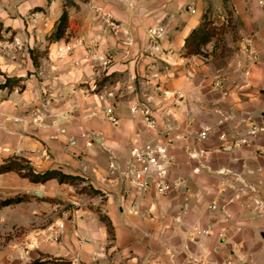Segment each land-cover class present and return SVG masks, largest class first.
<instances>
[{"label": "crops", "instance_id": "obj_1", "mask_svg": "<svg viewBox=\"0 0 264 264\" xmlns=\"http://www.w3.org/2000/svg\"><path fill=\"white\" fill-rule=\"evenodd\" d=\"M73 2L71 30L85 37L84 46L62 63L60 42L48 43L41 80L21 81L22 94L0 89V166L17 161L35 173L59 170L83 181L35 184L15 171L0 174V204L28 199L0 207V264H264V136L235 144L251 122L264 121V6L259 0H10L0 19L49 4L50 32ZM205 22L220 33L205 55L187 57V37ZM157 23L167 31L162 47L174 52L167 61L151 56L148 30ZM17 24L6 26L20 34L33 29ZM246 43L258 56L246 62L249 75L238 65L247 59ZM217 77L224 80L219 89L212 87ZM94 84L97 94L86 97ZM139 104L149 105L159 129L168 127L176 138L170 179L181 186L164 197L138 198L112 174V164L125 166L132 147L153 137L132 113ZM111 106L116 124L107 115ZM49 216L35 233L34 223Z\"/></svg>", "mask_w": 264, "mask_h": 264}, {"label": "built area", "instance_id": "obj_2", "mask_svg": "<svg viewBox=\"0 0 264 264\" xmlns=\"http://www.w3.org/2000/svg\"><path fill=\"white\" fill-rule=\"evenodd\" d=\"M259 4L264 6V0H259ZM192 14L196 13L194 8H189ZM107 22L111 25L113 30H117L115 21L110 16L106 18ZM166 28L162 23H157L148 30L149 48L155 57L167 61L164 57L171 56L174 52L165 50L162 47V42L166 36ZM130 44V41H129ZM247 44V43H246ZM84 46V40L81 38H71L66 40L62 45L58 47V53L61 58H66L74 55L76 50ZM88 50V49H87ZM242 55L247 59H239L238 65L245 70V74L249 75V68L246 66V62H255L258 60V56L249 44L245 45L242 50ZM202 56V55H200ZM198 56H193L196 58ZM102 61L107 64V59L102 57ZM198 65H194L189 69V75L196 73ZM224 80L221 77H217L212 82V87L215 89L222 88ZM18 92V91H17ZM98 86L94 84L87 93L97 94ZM113 93L107 94V98H114ZM101 100H105L104 96L100 97ZM148 102H150L148 100ZM179 103H176V106ZM114 108L111 106L107 109V115L109 120L113 123H117V118L113 112ZM132 113H139L142 117L144 126L153 132V137L149 141L134 145L131 149V158L125 166L114 163L111 165L112 174L117 182V185H124L126 189L132 188L138 198H145L148 195H153L155 198L164 197L171 193L178 191L181 183L179 181H173L170 179L172 172L174 158L169 153V147L175 142L176 138L172 135V131L166 127L163 130L159 129L157 120L154 117L153 109L149 105H137L132 108ZM208 131H204L201 134L202 138H206ZM264 136V121L260 123H250L247 127L246 133L243 137L235 139V144L238 146H247L251 144L252 139ZM264 151V145L263 150ZM1 155V151H0ZM213 210L218 209L216 204L211 207ZM205 236H209L211 232L209 230L202 233ZM58 240V237L55 238ZM227 264H233L228 262Z\"/></svg>", "mask_w": 264, "mask_h": 264}, {"label": "rangeland", "instance_id": "obj_3", "mask_svg": "<svg viewBox=\"0 0 264 264\" xmlns=\"http://www.w3.org/2000/svg\"><path fill=\"white\" fill-rule=\"evenodd\" d=\"M9 2L10 0H0V13L8 14L10 12ZM65 6L69 8V9H64V11L68 12V28H67L64 38L61 41H59L61 45L66 40H69L71 38H75V39L78 37L85 38L84 36H80L79 33H77L76 31L71 30L72 28H71V20H70L69 11L71 8H73V6H76V4L74 2L67 3L65 4ZM20 7L21 6L19 2L18 10L20 9ZM97 11L100 12L101 10H97ZM52 21H53V18H51V11L49 10V4H46L44 7H36L35 9L31 10L29 13H26L24 16L19 15L16 18H10L9 16H6L0 19V89L4 87L6 80L9 78L8 76H13V78H10L13 81V83H11L10 87H8L7 91L12 90L14 91V93L22 94L24 91V84H21V81L27 80V79H33L36 82V79L30 76L33 75L39 78L40 76H42L39 74L42 68L41 67L42 59L45 57H48L47 56V53H48L47 46H48V43H51L50 40H51L52 35L56 33L55 24L52 30L49 32V25L50 26L52 25L51 23ZM9 22H14V23L18 22L19 24L15 25L18 27L20 25L21 26L25 25L27 27L32 25L33 29L30 30L31 29L30 28L29 29L30 31H26L25 29H23L22 34H20L19 31H12V28L6 26L7 24H9ZM106 23L111 27V25L107 22V20H106ZM148 42H149V37H148ZM59 46H57L56 57L62 63L69 61L76 53L75 52L74 55L70 57L61 58L58 53ZM38 47H42V48L39 49ZM223 53L225 54V52ZM151 56L154 57L157 60V62L160 61V58L158 57L156 58L152 52H151ZM74 64L78 65V61H75ZM19 75H23L25 77L22 79L16 78ZM41 79L42 78H40V80ZM136 84L137 86H140V82L137 81ZM82 86H88V85H82ZM89 94L90 93H87V90H84V95L86 97ZM142 105H146V104H142ZM79 184H80L79 182L75 184V187L78 186ZM83 189H85L90 194L93 192L92 190H91L92 192L90 190H87L88 188H83ZM77 191H79V189H77ZM65 208H68V207L65 206ZM65 208H62V209H65ZM57 213L61 216L63 215L62 210L60 209H58ZM44 219H45V222L40 223V226L38 227L36 225L39 223L38 222L34 223L33 225L34 227L32 228V230H34L35 233L39 232V231H36L37 229L41 230V229L46 228V224L52 221L51 216L45 217ZM24 231L25 229L21 228V229L16 230L15 234L19 235L21 233H24Z\"/></svg>", "mask_w": 264, "mask_h": 264}, {"label": "trees", "instance_id": "obj_4", "mask_svg": "<svg viewBox=\"0 0 264 264\" xmlns=\"http://www.w3.org/2000/svg\"><path fill=\"white\" fill-rule=\"evenodd\" d=\"M68 28V12L64 11L60 19L55 23L56 33L51 37V43L61 41ZM221 30V29H220ZM220 30H217L216 27L212 26L210 22L202 23L198 29H195L186 39V56H200L205 55L204 47L208 45L214 38H217ZM13 81L8 78L3 88L10 87ZM15 171L21 177L29 179L32 183L35 184H45L51 180H57L60 184H68L75 186L78 182L81 183L83 179L79 176L68 175L59 170H50L45 173H35L33 170L27 168L21 162H9L0 166V174L7 172ZM85 189H82L84 191ZM96 193V191L92 190ZM28 201L27 196H16L14 198L2 201L0 207L17 205L22 202ZM101 220L109 226L111 230V224L106 217L101 216ZM53 263H58L59 261H51ZM61 264H69L66 261H60ZM33 264H42V262H34Z\"/></svg>", "mask_w": 264, "mask_h": 264}, {"label": "water", "instance_id": "obj_5", "mask_svg": "<svg viewBox=\"0 0 264 264\" xmlns=\"http://www.w3.org/2000/svg\"><path fill=\"white\" fill-rule=\"evenodd\" d=\"M36 196H38V197H42V193L40 192V191H35V193H34Z\"/></svg>", "mask_w": 264, "mask_h": 264}]
</instances>
